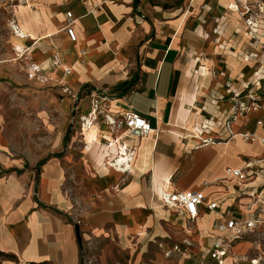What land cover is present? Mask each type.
<instances>
[{
	"label": "crops",
	"instance_id": "1",
	"mask_svg": "<svg viewBox=\"0 0 264 264\" xmlns=\"http://www.w3.org/2000/svg\"><path fill=\"white\" fill-rule=\"evenodd\" d=\"M12 1V20L24 34L17 36L9 26L11 46L33 47L39 53L19 59L10 58L13 50L3 54L0 75L19 66L27 67V75L32 63V71L36 65L38 72L47 71L61 62L72 70V84L89 87V95L108 96L107 110H135L155 131L143 139H127L138 145L130 172L123 176L97 169L92 196L86 202L82 196L72 209L62 193L69 159L65 151L38 160L13 158L0 124V264H86L83 250L91 239L117 243L129 264L210 262L214 224L227 215L261 213L252 193L264 201V147L259 142L239 137L198 145L193 135L194 126L207 118L230 114L235 100L226 84L231 80L242 97L257 94L263 103L247 121L237 122L235 130L264 137V125H257L264 115V85H252L257 66L242 58L256 46L232 7L236 0H183L182 5L165 6L168 0H24L29 5L23 6V0ZM68 11L75 18L76 41L64 29ZM16 50L24 52L22 47ZM55 52L59 61L52 60ZM132 79L135 85L123 93L121 83ZM101 132H94L98 141ZM104 134L109 135L106 127ZM108 149L104 158H113L116 150ZM248 162H257L258 177L244 183L225 177L228 167ZM202 188L218 205L212 211L202 207L194 224L185 211L164 206L160 198L163 190ZM177 245L181 251L166 256ZM251 245V240H240L233 251L250 258ZM98 264L108 262L100 256Z\"/></svg>",
	"mask_w": 264,
	"mask_h": 264
},
{
	"label": "rangeland",
	"instance_id": "2",
	"mask_svg": "<svg viewBox=\"0 0 264 264\" xmlns=\"http://www.w3.org/2000/svg\"><path fill=\"white\" fill-rule=\"evenodd\" d=\"M158 1L156 0L157 3ZM172 2L177 5L183 4V0L159 3L165 6L171 5ZM14 5L16 1L0 0V56L9 55L12 50L14 55L10 58L15 56V59L38 54L39 51H33V47L26 48L22 45L12 47L10 44L9 36L12 33L9 30V23L14 17L12 7ZM15 41L16 39L14 43ZM20 47L24 52L16 50ZM55 54L52 55V60H55ZM37 62L39 60L35 63ZM32 64L27 69V75L23 72L27 67L23 66L9 68L0 75L2 136L8 144V154L13 158L38 160L50 153L64 150V155L69 156V159L66 163L67 174L62 183V193L71 208L75 209L80 204L82 196L85 197L84 202L92 196L93 178L97 169L102 170L101 164L108 159L104 158V151L109 149L103 144L105 142L101 136L99 145L96 143L94 147L88 148L96 132L95 130L90 132L82 127L84 117L91 119L92 98H87L89 87L83 86L84 84L78 86L72 84L69 81L72 70L62 67L61 62L59 67L52 66L50 70L40 72L32 71ZM28 75L34 78L33 82L28 81L30 80ZM71 80L74 79L71 77ZM110 89L115 92L113 87ZM98 124L101 133H104L103 120ZM95 125L97 126V122ZM67 130L69 139L65 143L64 136ZM82 130L87 145L84 143ZM157 248H160L158 244ZM253 254L254 252L250 255L254 256ZM83 255L86 264H98L100 256L104 257L108 264H129L128 254L113 241L91 239L86 242Z\"/></svg>",
	"mask_w": 264,
	"mask_h": 264
},
{
	"label": "built area",
	"instance_id": "3",
	"mask_svg": "<svg viewBox=\"0 0 264 264\" xmlns=\"http://www.w3.org/2000/svg\"><path fill=\"white\" fill-rule=\"evenodd\" d=\"M232 7L239 12L245 23L246 35L256 46L254 50L242 53L245 62H255L257 68L253 74L252 85H264V0H236ZM75 18L71 11L66 13L65 31L72 41H76ZM10 29L18 35L19 24L12 20ZM55 59L60 60L58 54ZM249 85V84H248ZM226 89L235 100L230 114L224 118H207L194 128L195 138L198 139V145L215 144L224 141L236 140L242 138L245 142H259L264 147V137L255 132H237L235 124L239 121H247L253 112H259L263 108L261 96L250 93L244 97L233 87L232 81L226 84ZM92 98V109L90 117L94 124L100 130L98 122L103 120L109 135L102 133L106 147L117 148V152H127L130 159L135 157L138 145H129L127 139H143L149 137L154 131L152 123L135 110H129L125 113L113 112L107 110L105 102L108 96L98 92L90 93ZM102 115V116H101ZM258 126L264 125V115L257 120ZM97 143H100L97 142ZM264 162V158L262 159ZM257 162H248L244 167H228L226 178H236L244 183L251 177H258L259 168H256ZM161 201L164 206L177 208L186 212L188 221L191 224L196 223L201 215V208L205 207L209 211L217 208V202H211L205 194L204 188L201 190H163ZM252 203L261 210V213L254 212L250 216H224L214 224V238L209 250L210 262L201 264H239L238 261H245L248 264H264V201L262 202L257 193H252ZM260 204V205H259ZM80 221H78L79 223ZM251 240V250L254 256L242 257L233 251L235 243L240 240ZM174 251H181L180 246H174L173 249L166 252L170 256ZM232 258L231 262L228 259Z\"/></svg>",
	"mask_w": 264,
	"mask_h": 264
},
{
	"label": "bare ground",
	"instance_id": "4",
	"mask_svg": "<svg viewBox=\"0 0 264 264\" xmlns=\"http://www.w3.org/2000/svg\"><path fill=\"white\" fill-rule=\"evenodd\" d=\"M21 6H23V5H26L25 3H24V0L23 1H21ZM39 14V13H38ZM38 14H36V15H38ZM38 17L40 18V16L38 15ZM39 18H37V19H39ZM40 20V19H39ZM24 34L23 33V31L22 30H19V33H18V35L17 36H19V37H21L22 35L21 34ZM74 58V57H73ZM66 66V65H65ZM68 66V65H67ZM77 67V66H76ZM76 67H74V69H75V72H74V74L76 73ZM34 69H35V71H39L40 70V67L38 66V65H36L35 67H34ZM86 73H87V71H85ZM78 73V72H77ZM77 73L75 74V75H77ZM79 74V73H78ZM83 120H84V122H83V125H82V127L84 128H86V130H89L90 132L92 131H96V132H98L99 131V128H98V126H96L95 124H94V122H92V120L90 119V118H88V117H84L83 118ZM91 128H93L92 130H91ZM194 128H195V126H194ZM192 131V130H191ZM192 134V133H191ZM193 135H194V131H193ZM93 136V135H92ZM89 142V141H88ZM97 142H99L98 140H97V138H94V137H92V142L91 143H89V145H88V148H89V146H92V144H95V143H97ZM87 145V144H86ZM106 146V145H105ZM91 148V147H90ZM113 149H115L116 150V155H115V157L113 158V159H105V161L101 164L102 165V170L106 173V172H110V173H112L113 175H115V174H119V175H123L124 176V174H125V172L126 173H128L127 171H129L130 172V170L133 168L132 166H133V164L135 163V157H133L132 159H130V157H129V154L127 153V152H124V151H122L123 153H120L119 151L117 152V148H113ZM108 176V175H107ZM111 176V175H110ZM118 176V175H117ZM121 177V176H120ZM116 179V178H115ZM112 180H114V179H112ZM107 181H108V179H107ZM111 185V184H110ZM261 199V198H260ZM249 244V243H248Z\"/></svg>",
	"mask_w": 264,
	"mask_h": 264
},
{
	"label": "trees",
	"instance_id": "5",
	"mask_svg": "<svg viewBox=\"0 0 264 264\" xmlns=\"http://www.w3.org/2000/svg\"><path fill=\"white\" fill-rule=\"evenodd\" d=\"M136 83V80L132 79V80H126L124 81L123 83H121V87L123 88V93H126L127 91H129ZM69 139V130H67V133L65 135V138H64V142L66 143ZM64 154V151L62 152H57V153H52L50 154L48 157L50 156H62ZM44 161V160H43ZM43 161L41 163H43Z\"/></svg>",
	"mask_w": 264,
	"mask_h": 264
},
{
	"label": "water",
	"instance_id": "6",
	"mask_svg": "<svg viewBox=\"0 0 264 264\" xmlns=\"http://www.w3.org/2000/svg\"><path fill=\"white\" fill-rule=\"evenodd\" d=\"M76 230H77V233L79 234L80 230H79V226L78 225L76 226Z\"/></svg>",
	"mask_w": 264,
	"mask_h": 264
}]
</instances>
